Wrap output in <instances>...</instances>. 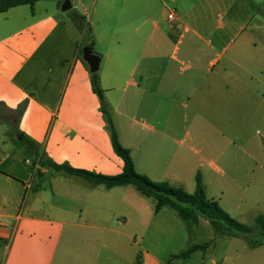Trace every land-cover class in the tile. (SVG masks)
Masks as SVG:
<instances>
[{"label":"crops","instance_id":"obj_1","mask_svg":"<svg viewBox=\"0 0 264 264\" xmlns=\"http://www.w3.org/2000/svg\"><path fill=\"white\" fill-rule=\"evenodd\" d=\"M63 3L0 13V103L22 111L20 131L44 159L109 177L124 169L79 56L80 19L92 30L106 103L139 174L194 193L198 155L226 161L233 125L264 122V0H103L112 19L95 22L86 19L90 0H71L67 12ZM9 134L0 132L2 264H137L140 254L141 264H219L205 257L209 249L169 263L195 245L192 233L172 211L155 213L134 186L107 189L41 169L31 187L26 146Z\"/></svg>","mask_w":264,"mask_h":264},{"label":"rangeland","instance_id":"obj_2","mask_svg":"<svg viewBox=\"0 0 264 264\" xmlns=\"http://www.w3.org/2000/svg\"><path fill=\"white\" fill-rule=\"evenodd\" d=\"M94 1L95 3H93ZM116 2L119 3V0ZM102 5L103 0H90L87 6L89 14L86 18L87 22L91 20L95 22L99 14L106 20L112 19L111 14L107 15L102 11ZM79 13L81 12L79 11ZM163 18L165 19L167 16H163ZM87 25L89 26L84 22V26L88 28ZM174 45L175 43L168 45L163 53L171 55ZM94 52L97 54L99 50L94 48ZM161 63H163L162 60L158 62V65L160 66ZM9 118L12 117L8 111L0 108V121L3 119L6 121ZM10 128L4 121L0 122L2 135L8 131L11 132ZM179 139L181 140V137ZM230 139L234 141L233 155L226 161H220L219 157H213L204 152L200 153L198 155L200 170L197 173L202 177L207 197L217 201L233 219L250 228L251 236L258 239L260 233L255 221L259 215H264V122L234 124ZM184 142L185 147L192 146L190 139L187 138ZM195 148L199 150L197 147ZM25 156L27 157V155ZM32 179L29 183L31 187L40 182L38 176H34ZM30 189L25 194V203L32 195ZM186 189L189 190V187L186 186ZM202 221L192 229L191 240L193 244H203L215 240L205 255L209 261L214 259L219 264H264V245L253 248L249 240L244 237H215L211 225L206 220ZM1 253L0 264L3 263ZM201 256H203L202 253H197L194 260L200 259Z\"/></svg>","mask_w":264,"mask_h":264},{"label":"trees","instance_id":"obj_3","mask_svg":"<svg viewBox=\"0 0 264 264\" xmlns=\"http://www.w3.org/2000/svg\"><path fill=\"white\" fill-rule=\"evenodd\" d=\"M39 1L40 0H0V13L7 12L10 9L20 6L28 5L33 7ZM76 24L78 30L83 33V40L79 44V56L82 57V50L85 46H89L92 52L96 54L94 52L95 41L91 28L88 27L87 30H84L85 26L81 19ZM90 81L93 92L100 100L101 112L106 121L107 131L114 152L124 162L123 172L120 175L109 177L89 171L74 169L69 165H59L53 161L44 159L40 153L39 145L23 135L19 130L22 111L19 110L13 112L7 109L12 118L7 119L6 121L3 119V121L11 127L10 133L12 137L17 138L16 142L21 138V143L26 146V155L28 157L26 160H29L32 163L31 166H27L30 173L37 165H39L41 169L50 170L56 173L62 172L70 176L81 178L91 184L104 186L107 189L134 186L141 195L153 200L155 213H159L163 209L172 211L185 225L189 233L199 224L200 220H206L213 228L215 237H244L249 240V243L253 248H258L264 245V215H259L256 218V227L259 230L260 237L258 239L253 238L251 236L252 230L250 228L233 219L221 208L217 201L207 197L206 189L200 174H197L196 176V190L192 194L186 192L181 187H173L167 183H157L147 176L139 174L136 171L130 150L123 147L120 142L111 111L106 103L105 93L101 87L99 72L91 73ZM0 108H5L3 103H0ZM40 175L41 171H38L36 176ZM214 242L215 240L213 239L203 244L192 245L177 254L171 255L168 262L189 261L197 252L206 253ZM141 263L142 258L140 254L137 258V264Z\"/></svg>","mask_w":264,"mask_h":264},{"label":"water","instance_id":"obj_4","mask_svg":"<svg viewBox=\"0 0 264 264\" xmlns=\"http://www.w3.org/2000/svg\"><path fill=\"white\" fill-rule=\"evenodd\" d=\"M63 12H67L72 9L71 0H64V3L61 7ZM83 60L87 63L89 66V70L91 73H97L100 70V64H101V57L94 54L89 46H85L82 50Z\"/></svg>","mask_w":264,"mask_h":264},{"label":"built area","instance_id":"obj_5","mask_svg":"<svg viewBox=\"0 0 264 264\" xmlns=\"http://www.w3.org/2000/svg\"><path fill=\"white\" fill-rule=\"evenodd\" d=\"M175 18H176V17H175V14H174L173 12H170V13L168 14V19H169L170 21L175 20ZM25 164H26L27 166H31L32 163H31V161L26 160ZM38 171H41V168L39 167V165H37V166L33 169V171L31 172L32 177L36 176V174H37Z\"/></svg>","mask_w":264,"mask_h":264}]
</instances>
